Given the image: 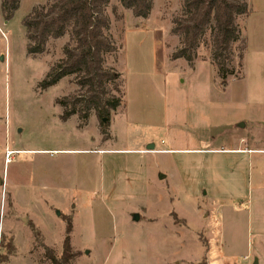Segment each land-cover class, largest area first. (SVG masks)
<instances>
[{
  "label": "rangeland",
  "instance_id": "1",
  "mask_svg": "<svg viewBox=\"0 0 264 264\" xmlns=\"http://www.w3.org/2000/svg\"><path fill=\"white\" fill-rule=\"evenodd\" d=\"M54 1L20 0L8 21L0 11V264H52L47 249L61 257L67 222L71 264H254L250 161L191 151L210 139L205 151L246 152L264 138V0H246L244 59L234 58L225 85L208 35L196 60L210 64L196 74L171 60L183 0H153L146 20L110 0L106 34L116 50L104 66L119 74L123 95L108 139L93 113L83 128L77 116L61 121L57 101L81 92L74 76L39 86L69 36L30 56L22 20ZM165 150L174 152L153 153ZM237 194L244 200L229 197ZM259 203L254 222L264 224Z\"/></svg>",
  "mask_w": 264,
  "mask_h": 264
},
{
  "label": "trees",
  "instance_id": "2",
  "mask_svg": "<svg viewBox=\"0 0 264 264\" xmlns=\"http://www.w3.org/2000/svg\"><path fill=\"white\" fill-rule=\"evenodd\" d=\"M119 2L133 17L143 20L149 18L153 8V0ZM109 3L110 0H55L47 7L33 8L22 20L26 52L30 56L43 54L49 40L69 36L70 44L63 48V59L50 69L39 86L45 90L74 76L81 92L57 101L64 108L60 119L66 122L77 116L78 127L83 128L93 113L104 139L109 136L110 114L121 106L123 95L119 74L104 66V56L116 50L113 40L106 34L110 28L106 14ZM19 4L20 0H0L4 21L12 18ZM248 11L246 0H183L180 16L172 21L170 32L179 39L180 47L172 53L171 60L182 59L193 67L197 50L208 35L211 62L221 84L225 85L227 78L236 74L232 66L234 58L237 57L239 66L244 59L246 39L239 21ZM66 225L61 257L55 258L47 249L52 264H71L74 259L68 236L71 225L68 222Z\"/></svg>",
  "mask_w": 264,
  "mask_h": 264
},
{
  "label": "crops",
  "instance_id": "3",
  "mask_svg": "<svg viewBox=\"0 0 264 264\" xmlns=\"http://www.w3.org/2000/svg\"><path fill=\"white\" fill-rule=\"evenodd\" d=\"M130 32V31H129ZM128 32H126L127 34ZM182 60V59H181ZM185 62V61H184ZM186 63V62H185ZM201 63H208L209 62H203V61H197L195 60L193 67H190L187 63V67L190 69V71L193 74H196V72L198 71V66H200ZM236 124L239 125H245L248 123V121L244 120L243 122H240L241 120L236 119L235 120ZM242 126V127H243ZM198 143H201V148H199L198 150H193L191 152L195 153V154H226V155H243V158H241V162H243V164L248 165L249 161H250V165H251V169H252V174H251V210H252V214H251V225H252V230H255V263L256 264H264V224H259L260 221L256 218L255 222H254V216H253V206L255 205L256 207H259V200L264 201V198H256V201H254L253 199V192L254 190L257 192L260 191V185L264 182V138H256L255 140H252V143L250 145V149H248V151L246 150V152L243 151H234L232 149H225L223 151H205V146H210L212 144V142L210 141V139L208 140H202L199 141ZM147 147H149L150 145H152L153 148V143L147 142ZM203 147V148H202ZM147 149V148H146ZM204 149V150H203ZM174 152L173 150H165V151H160V152H153V153H172ZM249 152V155L248 153ZM254 155L256 157H254ZM249 156V157H248ZM230 159V158H229ZM244 194H241V196H243ZM241 196H239V194H237V196H229L230 198H235V199H243ZM228 197V198H229ZM245 197V195L243 196ZM255 204H254V203ZM264 207V204H262V208ZM254 222V223H253ZM254 225H257L256 227H253ZM254 263V264H255Z\"/></svg>",
  "mask_w": 264,
  "mask_h": 264
},
{
  "label": "water",
  "instance_id": "4",
  "mask_svg": "<svg viewBox=\"0 0 264 264\" xmlns=\"http://www.w3.org/2000/svg\"><path fill=\"white\" fill-rule=\"evenodd\" d=\"M240 126L242 127L243 125H240ZM147 149H148V150L152 149V145H150L149 147H147ZM133 220H134V221H138V220H139V217H138L137 214H134V215H133ZM255 264H256V263H255Z\"/></svg>",
  "mask_w": 264,
  "mask_h": 264
}]
</instances>
